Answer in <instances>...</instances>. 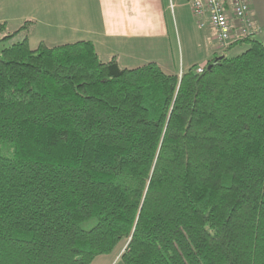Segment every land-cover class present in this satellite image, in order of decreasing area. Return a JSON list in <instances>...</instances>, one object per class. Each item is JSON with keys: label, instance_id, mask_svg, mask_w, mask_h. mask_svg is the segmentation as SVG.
I'll use <instances>...</instances> for the list:
<instances>
[{"label": "trees", "instance_id": "1", "mask_svg": "<svg viewBox=\"0 0 264 264\" xmlns=\"http://www.w3.org/2000/svg\"><path fill=\"white\" fill-rule=\"evenodd\" d=\"M29 24L0 39V264H264V44L177 76L4 45Z\"/></svg>", "mask_w": 264, "mask_h": 264}, {"label": "crops", "instance_id": "2", "mask_svg": "<svg viewBox=\"0 0 264 264\" xmlns=\"http://www.w3.org/2000/svg\"><path fill=\"white\" fill-rule=\"evenodd\" d=\"M189 2L190 0H0V24H5L2 31L6 33L5 36L16 32L25 22H30L27 33L33 27L36 31L42 24L48 28V47L90 41L102 62L114 59L124 69L155 63L164 72L180 76L191 68L207 67L210 61L222 57L220 53L230 52L235 46L230 49L219 48L215 41V31L207 23L203 28L198 26ZM248 6L253 37L258 28L264 27V11L259 14L250 2ZM194 19L197 31L206 29L207 33L199 35L198 46L194 45V40H190L189 48H185L187 54L183 55L180 30L187 36L194 26ZM8 23L10 30H7L10 28ZM234 23L236 28L237 23ZM22 34L25 33L18 35ZM24 37L30 45L28 36ZM175 50L180 54L177 69ZM114 253L115 258L120 257L119 251Z\"/></svg>", "mask_w": 264, "mask_h": 264}, {"label": "built area", "instance_id": "3", "mask_svg": "<svg viewBox=\"0 0 264 264\" xmlns=\"http://www.w3.org/2000/svg\"><path fill=\"white\" fill-rule=\"evenodd\" d=\"M189 3L198 26L203 28L207 23L215 31L219 48L226 49L233 42L251 36L247 0H190ZM233 22L237 23L236 28ZM203 70L204 67L195 69L198 74Z\"/></svg>", "mask_w": 264, "mask_h": 264}, {"label": "rangeland", "instance_id": "4", "mask_svg": "<svg viewBox=\"0 0 264 264\" xmlns=\"http://www.w3.org/2000/svg\"><path fill=\"white\" fill-rule=\"evenodd\" d=\"M247 1H248V3L249 2L251 3L252 7H254L256 10H258L259 14L261 11H264V0H247ZM194 21H195V19H194ZM193 24H194V26H193V28H191L190 31H188L187 36H184L180 30L179 35H180L181 47H182L181 54L183 53V55L185 53L187 54V51L185 50V48H189L188 42L190 40H194L195 41L194 45L198 46L199 35H202L203 32L207 33L206 29H203V31H197L196 21ZM0 25H2V24H0ZM7 26L10 27V23H8ZM8 29L10 30L11 27L7 28V30ZM11 33H13V32H11ZM5 35H6V33L1 32L0 33V39L3 38ZM22 36L23 37L28 36V38L30 40V48L31 49H36L41 41L43 43H45V45L48 47V28L44 27L42 24L39 25V27L37 28L36 31H34V27H33V30H29V32L27 34L25 33L22 35L12 36L8 40V42H6V44H4V45L9 46V45L16 43L17 41L22 39L21 38ZM253 37L256 40H258L264 44V27L261 26L260 28H258V30L256 31V34ZM249 47H250V44L243 41L242 43L235 45L233 47L234 50H232L230 52L224 51L223 53H220L219 55L220 56L226 55L227 57H230V58L235 57V56H238V55L242 54L243 52H245ZM179 56H180L179 52L177 50H175L176 69L178 67ZM12 152H13V147L11 144H9L7 142H1L0 141V156L10 158L12 155ZM95 224H96V219L91 218V219H88V220L82 222L79 226L82 230L88 231V230L92 229L95 226ZM119 250H117L116 252H118ZM122 250H123V248H122ZM104 256L105 257L97 258L96 261L91 263V264H124L123 261L120 259V257L115 258L116 253H113V254H110L107 256L104 255Z\"/></svg>", "mask_w": 264, "mask_h": 264}, {"label": "water", "instance_id": "5", "mask_svg": "<svg viewBox=\"0 0 264 264\" xmlns=\"http://www.w3.org/2000/svg\"><path fill=\"white\" fill-rule=\"evenodd\" d=\"M211 69V65L207 66V70H210Z\"/></svg>", "mask_w": 264, "mask_h": 264}]
</instances>
